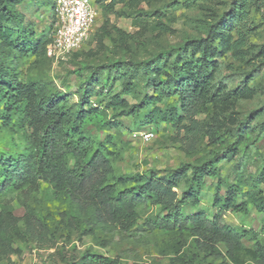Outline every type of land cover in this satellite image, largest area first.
<instances>
[{
	"label": "trees",
	"instance_id": "trees-1",
	"mask_svg": "<svg viewBox=\"0 0 264 264\" xmlns=\"http://www.w3.org/2000/svg\"><path fill=\"white\" fill-rule=\"evenodd\" d=\"M94 1L106 14L131 18L114 10L116 5L124 3L121 0L109 4H105L106 0ZM249 1L252 0H241L242 4L223 20L208 25L205 38L200 41H187L177 49L151 55L146 61L109 60L92 68L85 78L79 102L69 109L63 96L47 91L34 79L23 81L19 72L22 62L47 58L46 48L52 42L57 22L56 0H0V128L18 135L23 146L14 155L0 152L2 259L21 255L30 241L49 243L52 237L49 227L30 206L33 195L44 184L69 204L70 214H61L62 221L71 228L80 226V237H95L101 227L129 232L138 220L140 207L148 205L158 208L161 216L149 220L146 226L170 239L169 250L160 252L171 256L170 264H264V242L259 235L251 230L234 229L225 221L227 213L247 214L251 193H245L246 200L238 203L239 186H229L224 197L213 198V213L203 209L193 211L199 207L203 179L218 178L213 161L220 156L219 151L212 152L213 161L199 167L183 165L166 177L153 174L116 177L112 169L115 153L110 147L120 126L107 118V111L118 117L136 118L143 114L149 122L159 120L183 133L182 139L191 147L197 145L206 126L199 122L198 116L207 104L219 100L218 89L213 84L214 59L222 51L235 53L244 47L242 19ZM20 6L34 11L50 8L53 21L47 36L39 37L33 32L18 10ZM145 24V18H133L135 28ZM160 25L156 24V29L163 31ZM115 32L122 34L117 29ZM232 32L238 35L234 42H231ZM188 46L192 50L186 56ZM138 71L144 92L138 104L130 105L118 94L112 95L103 107L91 104L95 88L102 93L112 86L115 76L126 79L122 94L133 95L134 87L130 83ZM169 101L172 103L167 104ZM162 104L166 105L164 109L159 107ZM244 121L241 125L246 126L247 118ZM205 130L211 140L216 139L213 126ZM93 131L110 134L99 141ZM237 131L234 135L241 139ZM225 150L233 151V145ZM182 183L186 185L183 191ZM259 183L264 184L263 168L249 186L255 188ZM15 199L24 209L21 217L14 215ZM257 207L262 213L264 233V207ZM244 241L251 245L246 246ZM73 264L118 263L85 252Z\"/></svg>",
	"mask_w": 264,
	"mask_h": 264
},
{
	"label": "rangeland",
	"instance_id": "rangeland-1",
	"mask_svg": "<svg viewBox=\"0 0 264 264\" xmlns=\"http://www.w3.org/2000/svg\"><path fill=\"white\" fill-rule=\"evenodd\" d=\"M111 1L106 0L105 4ZM121 1L124 3L116 5L114 10L122 11L131 18L106 14L100 6L96 26L78 51L59 62L45 57L30 58L19 67L21 79L38 81L47 91L63 96L69 109L74 108L92 68L103 66L109 60L142 62L151 55L177 49L187 41H200L205 38L204 30L208 25L223 20L242 4L241 0ZM246 7L241 31L244 47L235 53L222 51L214 59L213 84L218 89L219 100L207 104L198 116L199 122L206 126L197 145L191 147L182 139L183 133L159 120L149 122L143 114L136 118L118 117L107 111V118L120 126L110 147L115 153L112 169L116 177H148L152 174L158 178L166 177L183 165L199 167L204 162L213 161L212 152L219 151L220 156L213 161L218 178L203 179L199 207L193 211L203 209L213 213V198L224 197L229 186H239L238 203L246 200L245 193L253 195L247 214L227 213L225 221L234 229L257 233L264 242L262 213L257 207H264V184L259 183L255 188L249 186L258 177L260 169H264V0L249 1ZM18 10L24 14L25 22L30 24L36 35L47 36L53 21L50 8L40 7L34 11L20 6ZM135 17L145 18L147 24L135 28ZM156 24H161L159 27L164 30L156 29ZM237 39V33L232 32L231 42ZM191 50L192 47L188 46L185 55ZM139 75L140 71L131 79L133 95L122 94L126 79L115 76L112 86L102 93L95 88L90 97L91 104L103 107L116 94L130 105L138 104L144 95ZM159 107L164 109L166 105ZM246 118L247 125H241ZM207 126L215 129V140L210 139L205 130ZM236 131L241 139H236ZM138 133H152L154 137L150 142H142ZM92 134L96 140L102 141L110 133L93 131ZM232 145L234 150L227 153L226 146L230 148ZM22 147L18 135L0 128V152L14 155ZM188 174L190 176L191 171ZM185 188L182 183L180 190ZM12 206L15 216H23L24 209L18 199L13 201ZM30 206L49 227L52 234L49 243L30 241L25 244L21 255L11 256L8 260L0 257V264H73L85 252L113 259L118 264H170L171 256L160 253L169 250L170 239L158 231L148 230L146 226L149 220L161 216L158 208L140 207L138 220L129 232L115 227H101L96 230L95 237H80V226L71 228L66 221H62L61 214H70L69 204L54 195L48 186L41 184ZM244 244L251 245L247 241Z\"/></svg>",
	"mask_w": 264,
	"mask_h": 264
},
{
	"label": "built area",
	"instance_id": "built-area-1",
	"mask_svg": "<svg viewBox=\"0 0 264 264\" xmlns=\"http://www.w3.org/2000/svg\"><path fill=\"white\" fill-rule=\"evenodd\" d=\"M55 13L57 22L46 56L52 62H59L86 42L96 26L100 8L94 0H56ZM137 135L142 142H150L154 137L152 133Z\"/></svg>",
	"mask_w": 264,
	"mask_h": 264
}]
</instances>
